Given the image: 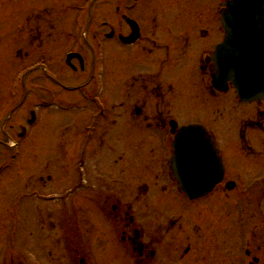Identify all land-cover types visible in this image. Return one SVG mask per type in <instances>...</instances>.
<instances>
[{
  "label": "flooded vegetation",
  "instance_id": "af4514ba",
  "mask_svg": "<svg viewBox=\"0 0 264 264\" xmlns=\"http://www.w3.org/2000/svg\"><path fill=\"white\" fill-rule=\"evenodd\" d=\"M176 1H183L187 7L189 0ZM223 3L212 1L213 24L204 13L205 23L199 22L201 15L195 13L197 20L184 24L188 7L185 14L178 15L183 24H138L139 40L132 45L119 43L120 66L138 69L127 74L119 68L118 87L115 90L108 85L106 96L112 97L110 102H100L102 109L89 113L91 124L86 126V133L73 134L76 147L77 138H86L77 153L84 151L87 170L98 168L97 156L111 157L106 178L97 177L95 181L86 171V180L82 179L80 185L76 180L71 193L77 204L82 185L86 187L84 200L90 206L87 212L99 209L102 214L98 219L115 236L112 243L101 236L107 252L112 251L108 264H264V98L241 103L233 84H228L225 93L212 84L217 66L211 57L224 40L220 15ZM48 6L45 3L44 11L52 13ZM128 7L124 4L117 8L121 17L131 15ZM122 25L125 30L118 32L104 25L109 29L104 34L108 45L116 37L131 35L130 27ZM186 61L189 69L184 71ZM80 71L85 74L86 68ZM93 77L88 76L89 84L83 89L92 87ZM106 81H112L109 74ZM77 102L72 105L76 113L80 109ZM189 113L194 117L190 118ZM189 125L203 126L215 142L225 170L223 182L216 188H227L232 183L235 190L240 188L236 199L207 197L190 201L168 194V187H179L170 166L173 145L178 130ZM128 155L139 156L143 163L140 166L151 171V181L127 183L122 174L126 173ZM113 168L117 170L114 174ZM79 170L85 171L78 168L77 179ZM117 187L122 188L120 195L115 192ZM218 204L230 213L216 215ZM237 205H245L247 212L238 213L243 208ZM42 214L39 233L27 232L25 240L33 247L27 251L38 254L37 264H92L79 237L77 209L62 224L55 221L56 213ZM63 243L69 253L67 262L61 261L57 253Z\"/></svg>",
  "mask_w": 264,
  "mask_h": 264
},
{
  "label": "rangeland",
  "instance_id": "374dc122",
  "mask_svg": "<svg viewBox=\"0 0 264 264\" xmlns=\"http://www.w3.org/2000/svg\"><path fill=\"white\" fill-rule=\"evenodd\" d=\"M49 1H53V4L57 7L55 9L52 8L54 12L60 11L55 14L56 16L52 20V23L41 25L31 24L29 26L25 24V27L27 26L25 29V43H29V41L33 39V37L31 38L27 33H30L29 31L34 30V28L36 30L39 26H41V28L39 27L40 32L44 36L47 35V37H44V44H41L42 50H37L35 46L32 48L29 47L30 49L28 48V52L25 51L28 54L25 58V100L27 99V92L30 94L29 99L26 100L25 105L10 119L5 127V131L0 132V257L9 253V248L16 245L12 249L16 253H12V256L15 258L19 257V259L26 264L29 263L28 260L30 258L25 257V249L30 250L33 249V247L32 245H27L25 243V231L32 228L38 229L37 220L35 219V213L33 210L35 207L39 210L43 209L44 211L48 208H52L51 211L54 209V212H59L58 210L61 202L58 201L55 203L54 200L58 197L64 198L66 196L64 194H67L72 188L75 181L74 178L77 179V174H75L76 168L82 162V159H79L80 155H77L76 158V152L73 150V146L71 147V142H73L72 135L75 134V132H84V127L89 123V113L91 110L94 113V109L91 106L89 107L91 110H81L78 111V114H75L76 112H73L72 110L68 111L59 109L61 106L69 109L70 103L73 100V94L66 92L62 87L65 85L77 86V84H84V80H86L85 78H78L74 74H71V70L66 68H64L65 71H62L65 73L61 74L59 72L61 69V67L59 68V62L62 61L64 64L66 52L76 50L74 48L82 44V33L88 25L85 21L90 13L82 14L78 12V10L85 6L88 0H0V112L4 111L1 110V107L7 100H9V95L12 91L11 82L17 72L21 70L20 60L15 59V51H13V44L15 43L13 42V39L16 38L17 41L19 39L22 40L21 24L25 23L24 21H26L27 16L32 10L31 8L34 6L41 8ZM117 1H119V5H131L130 0H100L96 6V12L92 14L95 18L94 21H96L91 24V31L94 34L95 40L93 41L90 36V52L86 51L88 58L87 70H91L93 65V58L90 56L94 55V52H99L97 47L98 42L95 41H97V38L103 41L105 38L104 34L109 31V29H103V24H109L111 28L115 29L117 32L122 29L125 30V25H122L124 23L120 17L121 13L115 15L116 5L118 4ZM170 2L171 0H139L136 4L138 7L136 6L131 14H134V17L138 19L141 24L145 25L154 23L160 25L172 24L186 7L184 6L183 1L177 2L174 0L172 4H170ZM211 4L212 0H189L187 5L188 8L186 10L188 13L186 17L187 22L184 24H192L196 21L195 13L201 15V17L198 18L199 22L205 23V21H207V19L204 18L205 14L206 17L209 16V24H213ZM70 6L71 10L69 9ZM64 8H68L67 12L63 11ZM61 10L63 12H61ZM81 18L84 19L83 24ZM50 26H53V29H50ZM49 36L51 39H47ZM103 45L105 49L104 52L106 53L105 61L102 63L104 68L103 86H105V88L103 87L101 97L103 101L110 102L112 97L108 96L107 99L106 96L107 91L109 90L108 85L115 88V90L116 87H118V77L120 75L119 68L122 72L126 71L127 74L138 68L136 66H130L129 68L127 66H120L119 55L121 52V46L118 43L114 42L108 45L107 42L104 41ZM130 50L134 51L133 49ZM42 54H48V57L50 58L49 71L53 78L59 82V85H57L55 81L46 82L45 87L48 93L45 94L46 99L44 101L47 103V101L52 100L50 103H53L54 105L46 110L37 108L40 101L38 84L40 83L41 73L35 72L30 76L26 73L27 69H30L35 65L36 67H39L38 63L41 61L47 62L46 55L44 56L46 60L43 57H40L39 59L37 58ZM143 59L144 57L142 56V60ZM73 63L76 66V63ZM185 63L186 64L182 66V69L187 71L189 69V62L186 61ZM100 66L101 63L98 62V67L100 68ZM87 74L88 71L86 75ZM108 74L110 80H112L110 84L106 81ZM32 111L36 113L37 121L36 125H34L33 128H30L28 120L31 119L30 113ZM192 111L196 112L197 109H193ZM189 115L190 118L194 117L190 113ZM21 127H24L27 132H29L27 138H24L25 136L20 137V133H22ZM12 141L15 144L20 143L21 152L16 151L15 149L12 151L9 149V146L13 144ZM130 141L131 137L130 140H126V144ZM43 142H45L44 146ZM53 144L55 148L53 147ZM52 151H56V156H54L56 159L59 160V158H57L59 155L66 163L59 165L62 167L56 172V181L47 182L43 185V188H41L40 183H37L39 182V176L40 174H46V170H41V165L44 163L45 156L51 154ZM138 158L139 156L130 155L129 157H126L127 161L133 162H127V165L131 164V168L127 166L130 173L126 171V174H122L124 177L128 174L126 177L127 183H141L152 180V176L150 175L151 171L141 167L140 165L143 163L139 161ZM97 160L96 163L98 164V168L94 170L89 168V170H87V162L83 166L85 173H80L78 180L82 179L84 174L86 175V171L89 176L95 178V181L98 180L97 177L106 178V171L110 168L112 163H110L111 161L106 162V154L97 157ZM59 161L64 162L62 160ZM29 171H31V173L27 176ZM115 172H117V170L113 168L112 174ZM168 189V194L173 197H181L177 188L168 187ZM237 189L231 192L226 191L225 188L218 189L217 192L211 196L236 199L240 188ZM120 190H122V188L116 189L115 192L120 195ZM85 193L86 192L81 193L79 196L80 200L78 202L79 204H77V211H79L80 207L84 206L86 203L84 200V198H86ZM95 196L97 197V195ZM64 200L65 201L62 203L65 205L68 202H72L71 199L64 198ZM74 206L75 205L73 204V207ZM207 206H209V204ZM220 207L221 204H218V208H214L216 215L221 216L222 214L228 215L230 213L228 208ZM237 207H239V205H237ZM100 229L104 235L107 236L108 242H114L115 236L112 234L108 226L102 225ZM236 233L237 231H233V234ZM13 242H15V244L11 246ZM103 252L104 249L101 248L100 253L103 254ZM30 253L27 252L26 254ZM231 253L229 252L230 255ZM31 254L33 255V253ZM5 257L7 258L8 255ZM31 258H33L32 260L34 261L31 263L37 264L38 255L35 253L34 257ZM225 259L229 260L230 256L225 257ZM100 264H103L102 261H100Z\"/></svg>",
  "mask_w": 264,
  "mask_h": 264
},
{
  "label": "water",
  "instance_id": "95a60500",
  "mask_svg": "<svg viewBox=\"0 0 264 264\" xmlns=\"http://www.w3.org/2000/svg\"><path fill=\"white\" fill-rule=\"evenodd\" d=\"M229 9L223 19L227 39L218 51V61L226 79L228 74L235 77L232 70H236L239 81L235 84L240 98L252 101L264 94V45L261 41L256 43V37L263 35L261 0H234ZM130 24L135 23L130 21ZM136 37L127 41H135ZM73 58L81 59L70 55L68 63ZM206 141L205 133L191 126L180 131L175 145L174 174L182 191L191 199L206 196L222 180L221 161Z\"/></svg>",
  "mask_w": 264,
  "mask_h": 264
}]
</instances>
